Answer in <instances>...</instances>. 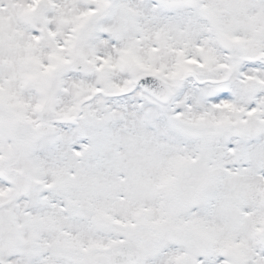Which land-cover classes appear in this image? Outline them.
Instances as JSON below:
<instances>
[{"label":"snow or ice","instance_id":"1","mask_svg":"<svg viewBox=\"0 0 264 264\" xmlns=\"http://www.w3.org/2000/svg\"><path fill=\"white\" fill-rule=\"evenodd\" d=\"M0 264H264V0H0Z\"/></svg>","mask_w":264,"mask_h":264}]
</instances>
